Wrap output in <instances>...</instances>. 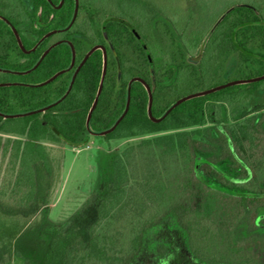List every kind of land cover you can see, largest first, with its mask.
<instances>
[{"label": "trees", "instance_id": "1", "mask_svg": "<svg viewBox=\"0 0 264 264\" xmlns=\"http://www.w3.org/2000/svg\"><path fill=\"white\" fill-rule=\"evenodd\" d=\"M60 1L52 0L55 5ZM74 9L75 0H64L59 8L48 0H31L30 7L24 0H0V15L17 28L26 49L49 31L66 27ZM132 23L113 14L97 26L91 9L80 4L67 31L50 35L35 51L25 53L0 18L1 69L30 70L59 40H70L76 49L75 66L46 85L0 86V113L29 112L58 100L84 55L93 45L104 44L107 73L91 128L103 131L115 124L135 76L151 86L153 115H163L177 99L173 91L180 71H190V64L185 53H179L172 32L169 38L159 31L160 44L168 39L164 44L168 53H155L151 30ZM216 30L220 53L227 57L237 52L247 77L264 74L260 8L233 4L217 20ZM252 44L260 49L254 50ZM186 53L190 60L197 58V53ZM71 62V46L61 43L27 74L0 71V83H39ZM102 73L103 51L97 49L60 103L24 117L0 115V133L30 140L15 141L14 190L10 199L0 201V223L21 220L25 225L48 203L51 167L45 147L36 141L75 148L86 143L90 136L86 121ZM148 102L145 86L134 82L128 112L102 137L157 135L112 158L110 178L68 221L54 228L49 255L58 256L63 264H264V79L184 101L160 122L149 118ZM3 258L8 261L6 250L0 252V261Z\"/></svg>", "mask_w": 264, "mask_h": 264}, {"label": "rangeland", "instance_id": "2", "mask_svg": "<svg viewBox=\"0 0 264 264\" xmlns=\"http://www.w3.org/2000/svg\"><path fill=\"white\" fill-rule=\"evenodd\" d=\"M24 1L28 7L31 6V0ZM79 2L91 9L97 26L116 14L132 20V26L137 25L138 29L149 28L153 36L152 52L155 53L161 50L168 53V48L164 46L169 43L168 39L163 36L165 39L160 44L162 35L159 31L169 38L172 32L173 40L180 45L179 53H185L184 59L190 64V71H180L181 76L173 91L174 98L179 99L229 81L251 78L247 77L249 73L241 72L242 65L237 52H231L226 57L218 51L215 44L220 41V34L217 30L213 31L217 20L229 6L248 3L260 8L264 14V0ZM251 47L256 51L260 49L256 44ZM186 50L197 53L198 59L190 60ZM251 69L253 73L254 69ZM189 73V79L185 78V74ZM207 125L212 124L208 122ZM156 135L105 139L90 134L86 143L79 148L63 143L36 141L45 147L51 167L48 203L25 225L21 220L0 223V252L6 250L8 256V261L3 258L0 264H63L58 256L49 255L54 228L68 221L93 191L110 178L111 161L115 155L128 147L137 146L142 139H151ZM15 141L25 143L30 140L26 136L0 133V201L3 202L10 199L14 190L17 165L14 159Z\"/></svg>", "mask_w": 264, "mask_h": 264}, {"label": "water", "instance_id": "3", "mask_svg": "<svg viewBox=\"0 0 264 264\" xmlns=\"http://www.w3.org/2000/svg\"><path fill=\"white\" fill-rule=\"evenodd\" d=\"M49 3L55 7V8H59L61 7V5L63 4L64 0H61L60 3L58 5H55L53 4L52 0H48ZM79 6H80V2L79 0H75V9H74V13H73V16L69 22V24L64 27V28H61V29H55V30H51L49 31L48 33H46L41 39H39V41L31 48V49H26L24 44H23V41H22V38L20 36V33L18 32L17 28L4 16L0 15V18L3 19L12 29L17 41H18V44L20 46V48L23 50V52L25 53H31L33 51H35L40 45L41 43L47 38L49 37L50 35L52 34H55V33H60V32H64V31H67L74 23V21L76 20V17L78 15V11H79ZM138 36V34H136ZM139 37V36H138ZM140 39V38H139ZM61 43H68L71 48H72V62H71V65L67 68V69H63V70H60L58 71L57 73H55L53 76H51L50 78H48L47 80L45 81H42V82H39V83H22V82H5V83H0V86H9V85H25V86H33V87H39V86H43V85H46L50 82H52L54 79H56L59 75L63 74L64 72H67L69 70H71L74 66H75V60H76V49H75V46L74 44L70 41V40H59L53 44H51L45 51L44 53L41 55L40 59L37 61L36 65L30 69V70H26V71H13V70H6V69H1L0 68V71H6V72H11V73H15V74H27L29 72H31L33 69H35L40 63L41 61L44 59V57L55 47L57 46L58 44H61ZM97 49H101L103 51V73H102V78H101V82H100V85H99V89H98V92H97V95L95 97V100L93 102V105L88 113V117H87V121H86V125H87V129L89 131V133L91 135H96V136H103V135H106L107 133L109 132H112L116 126L120 123V121L124 118V116L126 115V113L128 112L129 110V107H130V101H131V87L133 85L134 82L136 81H139L141 82L146 90H147V93H148V97H149V102H148V115H149V118L151 120H153L154 122H160L162 121L175 107H177L179 104L183 103L184 101H187L189 99H192V98H195V97H200V96H203V95H206V94H210V93H213L217 90H221V89H224L226 87H229V86H233V85H237V84H243V83H251V82H256V81H259V80H262L264 79V74L263 75H260V76H256V77H251V78H247V79H241V80H235V81H229L225 84H222V85H218V86H215L213 88H210V89H207V90H204V91H200V92H197V93H192V94H189V95H186L184 97H181L177 100H175L169 107L168 109L163 113V115H161L160 117H155L152 113V104H153V94H152V89H151V86L142 78V77H139V76H135L133 77L132 79H130L129 83H128V87H127V103H126V107L123 111V113L121 114V116L119 117V119L115 122V124L107 129V130H103V131H94L92 128H91V118H92V114L98 104V101H99V98H100V95H101V92L103 90V87H104V83H105V79H106V73H107V65H108V53H107V48L104 46V45H101V44H97V45H94L93 47H91L89 49V51L84 55L83 59L81 60V62L79 63V65L76 67L75 71H74V74H73V77L71 79V82H70V85L66 91V93L61 97L59 98L58 100L54 101L53 103L43 107V108H39V109H36V110H32V111H29V112H23V113H16V114H3V113H0V115L6 117V118H17V117H24V116H28V115H31V114H35V113H38V112H43L47 109H49L50 107L52 106H55L57 105L58 103H60L62 100H64L66 98V96L69 94L72 86H73V83L75 81V78L79 72V70L81 69V67L85 64V62L87 61V59L89 58V56Z\"/></svg>", "mask_w": 264, "mask_h": 264}, {"label": "flooded vegetation", "instance_id": "4", "mask_svg": "<svg viewBox=\"0 0 264 264\" xmlns=\"http://www.w3.org/2000/svg\"><path fill=\"white\" fill-rule=\"evenodd\" d=\"M64 40H66V39H64ZM95 45H97V44H95ZM101 45H104V44H101ZM93 46H94V45H93ZM93 46H92V47H93ZM104 46H105V45H104ZM105 47H106V46H105ZM106 48H107V47H106Z\"/></svg>", "mask_w": 264, "mask_h": 264}]
</instances>
